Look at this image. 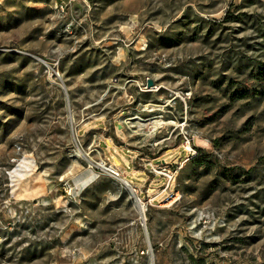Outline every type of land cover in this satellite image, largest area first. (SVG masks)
Returning a JSON list of instances; mask_svg holds the SVG:
<instances>
[{
  "label": "rangeland",
  "instance_id": "374dc122",
  "mask_svg": "<svg viewBox=\"0 0 264 264\" xmlns=\"http://www.w3.org/2000/svg\"><path fill=\"white\" fill-rule=\"evenodd\" d=\"M57 2L0 0V264H264V0Z\"/></svg>",
  "mask_w": 264,
  "mask_h": 264
},
{
  "label": "built area",
  "instance_id": "2783aa9c",
  "mask_svg": "<svg viewBox=\"0 0 264 264\" xmlns=\"http://www.w3.org/2000/svg\"><path fill=\"white\" fill-rule=\"evenodd\" d=\"M75 0H66V1H60V2H57L56 4H55V6L56 7H58V8H64V7H66L68 4H70V3H72V2H74ZM189 150V149H188ZM170 176V175H169ZM170 178H171V176H170Z\"/></svg>",
  "mask_w": 264,
  "mask_h": 264
},
{
  "label": "water",
  "instance_id": "95a60500",
  "mask_svg": "<svg viewBox=\"0 0 264 264\" xmlns=\"http://www.w3.org/2000/svg\"><path fill=\"white\" fill-rule=\"evenodd\" d=\"M148 84H149V85H151V84H152V82H151V81H149V82H148ZM122 181H123V180H122ZM124 182H125V181H124ZM125 183H126V182H125ZM126 185H128V183H126Z\"/></svg>",
  "mask_w": 264,
  "mask_h": 264
},
{
  "label": "trees",
  "instance_id": "16d2710c",
  "mask_svg": "<svg viewBox=\"0 0 264 264\" xmlns=\"http://www.w3.org/2000/svg\"><path fill=\"white\" fill-rule=\"evenodd\" d=\"M196 156H197V155H195L194 157H192L191 160H196V159H195Z\"/></svg>",
  "mask_w": 264,
  "mask_h": 264
},
{
  "label": "bare ground",
  "instance_id": "6f19581e",
  "mask_svg": "<svg viewBox=\"0 0 264 264\" xmlns=\"http://www.w3.org/2000/svg\"><path fill=\"white\" fill-rule=\"evenodd\" d=\"M27 160H28V159H27ZM28 163H29V162H28ZM122 182H123V184H125V185H126V183H127L126 181H125V182H126V183H125L124 180H123ZM141 204H142V203H141Z\"/></svg>",
  "mask_w": 264,
  "mask_h": 264
},
{
  "label": "crops",
  "instance_id": "0c3cea01",
  "mask_svg": "<svg viewBox=\"0 0 264 264\" xmlns=\"http://www.w3.org/2000/svg\"><path fill=\"white\" fill-rule=\"evenodd\" d=\"M60 1H66V0H59V2H60Z\"/></svg>",
  "mask_w": 264,
  "mask_h": 264
}]
</instances>
